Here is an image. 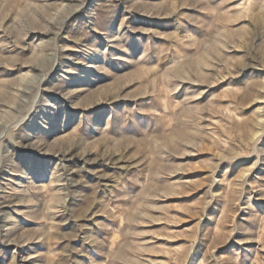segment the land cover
I'll use <instances>...</instances> for the list:
<instances>
[{
  "label": "rangeland",
  "instance_id": "1",
  "mask_svg": "<svg viewBox=\"0 0 264 264\" xmlns=\"http://www.w3.org/2000/svg\"><path fill=\"white\" fill-rule=\"evenodd\" d=\"M0 264H264V0H0Z\"/></svg>",
  "mask_w": 264,
  "mask_h": 264
},
{
  "label": "bare ground",
  "instance_id": "2",
  "mask_svg": "<svg viewBox=\"0 0 264 264\" xmlns=\"http://www.w3.org/2000/svg\"><path fill=\"white\" fill-rule=\"evenodd\" d=\"M76 11V9H73V10H71V12L69 13V15L70 14H72V13H74ZM57 57V56H56ZM27 75V74H26ZM29 78V77H28ZM42 79H44V77L42 78ZM42 81V80H41ZM40 82V81H39ZM33 108V107H32ZM23 119H25V117L23 118Z\"/></svg>",
  "mask_w": 264,
  "mask_h": 264
}]
</instances>
